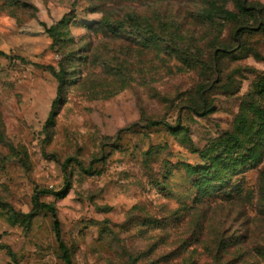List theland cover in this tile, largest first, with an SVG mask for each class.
I'll return each instance as SVG.
<instances>
[{"label": "rangeland", "instance_id": "obj_1", "mask_svg": "<svg viewBox=\"0 0 264 264\" xmlns=\"http://www.w3.org/2000/svg\"><path fill=\"white\" fill-rule=\"evenodd\" d=\"M0 51V264H65L37 198L73 264H264V139L209 193L193 169L264 134V0H0Z\"/></svg>", "mask_w": 264, "mask_h": 264}, {"label": "trees", "instance_id": "obj_2", "mask_svg": "<svg viewBox=\"0 0 264 264\" xmlns=\"http://www.w3.org/2000/svg\"><path fill=\"white\" fill-rule=\"evenodd\" d=\"M241 10H245L242 7H239ZM229 13V12H228ZM231 20L234 18V14H231ZM131 20L133 23H136L137 25L140 24V22L135 18L131 17ZM137 30L140 32L139 35L143 36L142 34H145V39L141 40L149 44L150 42L155 40H160L162 36L155 33V31L150 30L146 27H142L141 24L138 25ZM164 42H166L167 48L171 53L182 55L183 57L187 54L185 52L183 45H181V42L179 39L171 38L168 40L167 38L163 37ZM0 56H6V53L3 51H0ZM64 74L65 70L63 69L62 74L58 76L61 86L59 89V97L54 101L53 103V109L49 116L48 122L51 123L52 120L55 118L56 107L60 104V96L62 93V88L64 84ZM159 122H153L152 125L156 126ZM241 132V131H240ZM261 130L255 131L254 129L248 130L244 136L231 134L232 138H224L223 144L221 142L215 141L209 145V150L206 153V151L201 152L202 156L204 158V161L206 162L204 166H194V174L198 176V181L196 183V187H199L200 194H206L209 193L210 189H214L217 184H227V181L230 179V177L223 173V169H230L232 171L238 172V169L242 166L247 167L249 164H253L254 162L259 161L261 157L258 155V150L260 148L259 144L263 142L264 134ZM256 135H259V138L255 141L251 140ZM251 140L250 146H244L243 143L244 140ZM68 163L64 165L65 171H67ZM223 167V168H221ZM194 183V184H195ZM201 188V189H200ZM215 190V189H214ZM43 194H49L50 191L44 190L42 191ZM201 196V195H200ZM199 196V198H200ZM37 203L41 206V209L49 210L52 218L54 220V232L56 234L57 240L59 242L60 250L62 252V259L64 260L65 264H73V260L70 254V249L68 248L67 244L65 243L62 235V224L58 216L57 208L54 205L42 203L37 198ZM261 256H264V253L260 251L259 253Z\"/></svg>", "mask_w": 264, "mask_h": 264}]
</instances>
